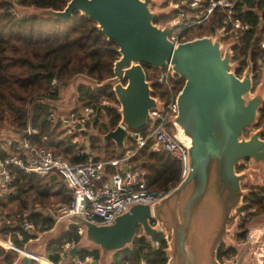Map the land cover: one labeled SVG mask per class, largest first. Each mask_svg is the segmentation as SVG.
<instances>
[{"label":"water","instance_id":"95a60500","mask_svg":"<svg viewBox=\"0 0 264 264\" xmlns=\"http://www.w3.org/2000/svg\"><path fill=\"white\" fill-rule=\"evenodd\" d=\"M157 3L160 2L69 0L62 10L22 7L27 16L55 20H66L79 12L116 44L119 56L112 76L99 82L84 74L74 75L67 82L70 101L58 105L73 108L81 85L93 90L111 88L119 104L120 120L103 135V142L113 141L119 151L124 150L130 132L148 127L153 119L150 111L163 106L154 96V81L147 80L143 66H170L173 74L184 80L176 96L177 113L169 121L187 149L189 167L165 197L152 203L132 204L108 224H95L78 215L61 218L30 246L31 253L44 252L49 243L70 228L82 227V245L94 246L100 251L98 262L108 264L110 254L131 246L140 227L146 238L163 235L166 264H222L217 259L222 243L235 249L233 264H260L257 253L264 241V215L248 222L241 243L233 242L234 229L228 227L231 215L241 208L248 192L242 184L257 169L264 171L262 130L250 131L264 105L261 91L251 95L253 65L248 60L241 75L236 74V44H221L222 31L174 45L169 34L175 21L160 25L155 20L176 8L170 4L165 11L152 9ZM263 81L259 88L263 89ZM246 131H250L247 137ZM182 137H187L188 142ZM244 165L236 171L237 166ZM78 249L72 246L70 254ZM23 262L29 264L30 259L24 257Z\"/></svg>","mask_w":264,"mask_h":264},{"label":"trees","instance_id":"16d2710c","mask_svg":"<svg viewBox=\"0 0 264 264\" xmlns=\"http://www.w3.org/2000/svg\"><path fill=\"white\" fill-rule=\"evenodd\" d=\"M68 1L17 0V4L21 7L62 10ZM247 7L248 10L238 11L236 16L252 26V29H233L225 35L224 41L236 43L233 48V61L239 62L236 74L241 75L249 60L253 65V82L256 83L264 60V49L260 46L264 40V24H258L260 20L264 21V0H248ZM11 8L12 2L0 0V128L24 131L30 126L36 131L27 136L31 145L49 149L54 155L61 156L73 165L86 163L90 158L100 161L118 157L126 150L135 151L129 163L144 171V180L149 189H166L177 181L180 174L179 162L167 152L152 150L151 139L138 149L135 139L128 136L124 151H118L111 140L103 143V135L114 129L120 120L117 111L119 104L111 88L93 90L89 86L78 87L77 103L69 111L79 112L86 107L95 110L92 120L86 123V130L77 133V137L87 136V143H81L78 138L74 140V134L68 132L64 118L55 117V103L59 101L60 93L58 86L51 84L52 78L65 87L76 74H84L99 82L112 76L113 64L119 56L117 46L106 39L96 23L79 12L66 20L27 15L16 18L11 14ZM175 15L176 12H173L155 22L163 23L173 19ZM222 26L223 15L216 12L208 22L184 29L182 39L191 40L213 34ZM143 68L146 78L154 81V95L165 97V88L156 82L159 70L145 65ZM171 82L174 92H178L184 80L174 75ZM104 100L108 103L103 104ZM259 113L260 118L264 119V105ZM168 127L171 129L169 125ZM89 129L93 130L91 134H88ZM149 131L150 128L147 127L141 130V134L147 136ZM15 146L16 144L0 147V154H16L18 150ZM108 171L113 172V169L109 168ZM13 172L15 179L10 193L0 197L1 236L6 237L9 229H19L17 225H10L21 211H30L28 218L41 232L50 230L56 218L41 210L67 206L72 200L61 176L54 172L47 176L27 174L16 168ZM248 189L241 208L237 210V213L246 211V215L236 222L234 239L238 242L244 241L251 217L264 211V185H250ZM36 206L41 209L35 211ZM253 207L256 208V213L248 211ZM30 237H35V234L24 233L22 242ZM80 240L77 228H70L47 245L45 255L50 261L64 262L63 264H75L76 259L89 254H93L98 260L99 251L96 248H79L73 255L70 254V248H61L66 242L77 246ZM153 240H159L160 246L154 248ZM16 242L22 244L17 239ZM166 247L162 234L146 238L139 227L131 246L113 253L109 264H141L142 261L145 264H166ZM16 256L17 252L0 246V264H14ZM234 256L233 247H227L223 243L219 246L217 259L221 263ZM29 264L38 263L30 260Z\"/></svg>","mask_w":264,"mask_h":264},{"label":"built area","instance_id":"2783aa9c","mask_svg":"<svg viewBox=\"0 0 264 264\" xmlns=\"http://www.w3.org/2000/svg\"><path fill=\"white\" fill-rule=\"evenodd\" d=\"M8 1L12 2L11 14L16 16L17 0ZM247 2L248 0L170 1L169 4L176 8V16L172 19L175 21V26L169 34V39L174 45L186 41L182 39L184 29L208 22L216 12H221L223 26L216 29L215 32L222 31L221 44L235 43L224 41L225 35L233 29L242 31L252 29V26L242 22L236 16L238 11L248 10ZM258 24L262 25L264 21L260 20ZM227 27L228 30H226ZM260 46L264 49V40L261 41ZM158 70L156 82L165 88L166 96L163 98L154 96L159 97L163 106L161 110L150 111L153 119L148 125L150 131L147 136H143L141 131L130 132L129 135L135 139L138 149L151 139L152 150L164 151L174 157L180 164V174L177 181L171 183L166 189H149L144 180V171L129 163V159L135 152L131 150H126L122 155L111 159L94 161L90 158L88 162L83 164H70L61 156L54 155L49 149L31 145L27 136L35 134L36 131L28 126L24 131L0 129V147L5 148L16 144L15 147L18 150L16 154L10 152L0 154V197L10 193L15 179L13 172L15 168L27 174L47 176L54 172L61 176L64 185L71 193L72 200L69 205L61 206L58 209L60 212L57 216L58 219L69 215H78L95 224H108L118 215L127 212L132 204L152 203L165 197L184 178L189 167L187 149L179 140L178 132L169 121L170 117L176 115L178 110L176 103L178 92H174L171 82L175 74H173L170 66ZM51 84L58 87L62 85L55 78L51 79ZM102 103L107 104L108 101L104 100ZM94 115L95 110L92 107L83 108L79 112L69 111L64 118V124L68 132L74 134V140L77 139V133L86 130V123L91 121ZM109 168L113 169V172H109ZM248 211L257 212L255 207ZM29 214L30 211H21L16 214V220L10 227L17 225L19 228L17 231L9 229L6 237L1 236L0 231V246L6 250L17 252V256L13 260L14 264H19L24 257L34 260L38 264H63L62 262L54 263L46 256H37L26 250L25 244L34 241L35 238L30 237L26 242H22L23 234H35L40 231L28 218ZM245 215L246 211L236 212L231 218L237 221ZM77 232L81 235L84 230L82 227H78ZM13 238L23 244L20 245ZM72 246L74 245L66 242L61 248L68 250ZM152 246L154 248L159 247L160 241L153 240ZM257 257L259 263L264 264V241ZM95 261H97L95 256L89 254L82 259H76L75 264H93ZM141 264L145 263L142 261Z\"/></svg>","mask_w":264,"mask_h":264},{"label":"rangeland","instance_id":"374dc122","mask_svg":"<svg viewBox=\"0 0 264 264\" xmlns=\"http://www.w3.org/2000/svg\"><path fill=\"white\" fill-rule=\"evenodd\" d=\"M160 3H157L156 5H152L151 6V8L152 9H155V8H157L158 10H168L167 8L169 7V2H170V0H158ZM16 10H17V15L16 16H14V17H16V18H18V17H20V16H23V15H26L28 12H27V10L25 9V8H22L21 6H16ZM173 12H175V11H169L168 10V13H166V15H164V16H162V17H166V16H170ZM176 16V15H175ZM162 17H160V18H162ZM159 18V19H160ZM175 18V17H174ZM170 20H172V19H170ZM169 21V20H168ZM168 21H165V22H163V23H158V24H160V25H164L166 22H168ZM263 77H264V60H263V62H262V68L260 69V72L258 73V77H257V82L256 83H254L253 82V87H252V90H251V95L252 94H254L255 92H258V91H261L262 92V94H263V96H264V86H263V89L260 87H258L261 83H262V81H263ZM148 80V79H147ZM151 81V80H150ZM153 81V80H152ZM263 84H264V81H263ZM67 85V84H66ZM58 91H59V93H60V99H59V102H60V104L62 103V104H65V103H67V102H69L70 101V95L66 92V87H62V86H59L58 87ZM70 109V107H64V106H57L55 109H54V115H55V117H58L59 118V116H62L63 118H65L66 117V115H67V112H68V110ZM261 128V130H262V133H261V135H260V137L261 138H263L264 139V119H261L260 117L256 120V122H255V124L252 126V128H251V130L250 131H255V130H257V129H260ZM1 129V128H0ZM93 130L92 129H89V133L88 134H91V132H92ZM250 131H246L245 133H244V135L247 137L248 135H249V132ZM80 141H81V143H87V136L85 137V136H79V137H77ZM124 150H125V148H124ZM244 167H246V165H244V166H237L236 167V171L237 172H239V171H241ZM56 180H58V179H56ZM250 185H264V171H261L260 169H257L256 170V174H252L251 175V178L250 179H248L247 180V182L243 185L242 184V187L244 188V187H247V189H248V187L250 186ZM249 190V189H248ZM53 208L54 209H52V211H53V215L55 216V217H57L59 214H60V212H58V209L60 208V206H53ZM44 212H48V211H44ZM236 222H238V220L237 221H234L233 220V218H231L230 217V220H229V222H228V227L229 228H233L234 229V233H233V235L235 234V232H236ZM141 232H142V229H141ZM143 233V232H142ZM44 236V235H43ZM42 236V237H43ZM41 237V238H42ZM83 237H84V232L81 234V241H79V243L77 244V247L78 248H80V247H82V248H84V249H91V248H95V247H93L92 245H90L89 247H85V246H83L82 245V239H83ZM14 240H16V238H13ZM27 249L28 250H32L30 247H27ZM64 263V262H63ZM22 264H24V263H22ZM65 264H67V263H65Z\"/></svg>","mask_w":264,"mask_h":264},{"label":"crops","instance_id":"0c3cea01","mask_svg":"<svg viewBox=\"0 0 264 264\" xmlns=\"http://www.w3.org/2000/svg\"><path fill=\"white\" fill-rule=\"evenodd\" d=\"M66 87V92H67V85L65 86ZM58 104H60V102L58 101V102H56V106H59ZM71 109V108H70ZM69 109V110H70ZM68 110V111H69ZM113 142V141H112ZM104 143V142H103ZM107 143V142H106ZM114 143V142H113ZM116 147V146H115ZM124 148H126V143L124 144ZM119 151V150H118ZM124 151V150H123ZM245 168V167H244ZM243 189H247V187H244ZM248 190V189H247ZM41 208L40 207H38V206H36V209H35V211L36 210H40ZM43 213H45V214H53V211L51 210V209H47V210H41ZM44 211H48V212H44ZM236 212H237V210H236ZM235 212V213H236ZM258 215H264V211H261V212H258V213H256V214H254L252 217H251V219L252 218H254V217H256V216H258ZM231 216H234V215H231ZM56 219H55V222H54V225H53V227L50 229V230H47V231H38L37 233H35V237H33V238H35V240L34 241H32V242H27L26 244H25V248H26V250H28L27 249V247H30L33 243H35V242H37V241H39L40 239H41V237L44 235V234H46L47 232H49V231H51L53 228H54V226L56 225V223L61 219V218H57V217H55ZM250 219V220H251ZM249 220V221H250ZM248 225V224H247ZM0 229H1V224H0ZM232 240H233V242H235V243H241V242H238V241H236L235 239H234V235H233V237L231 238ZM243 242V241H242ZM23 244V243H22ZM94 247V246H93ZM29 252H31V250H28ZM99 251V250H98ZM45 252H46V250L44 251V252H42V253H40V254H38L37 256H46L45 255ZM113 254V253H112ZM112 254H110L109 255V257H108V264H109V261H110V258H111V255ZM99 255H100V251H99ZM22 260H23V258H22ZM21 260V262L19 263V264H22V263H24L23 261ZM234 260H235V256H234V258L233 259H230V260H225L224 262H230V264H233L234 263ZM97 262H98V260H97ZM224 262H222V264L224 263ZM97 264H101V263H97Z\"/></svg>","mask_w":264,"mask_h":264},{"label":"bare ground","instance_id":"6f19581e","mask_svg":"<svg viewBox=\"0 0 264 264\" xmlns=\"http://www.w3.org/2000/svg\"><path fill=\"white\" fill-rule=\"evenodd\" d=\"M185 141L188 142V138L187 137H182ZM42 258V257H41ZM43 259V258H42Z\"/></svg>","mask_w":264,"mask_h":264}]
</instances>
